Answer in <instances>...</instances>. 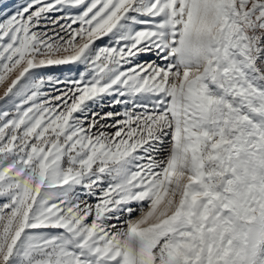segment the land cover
I'll return each instance as SVG.
<instances>
[{
	"label": "snow or ice",
	"instance_id": "obj_1",
	"mask_svg": "<svg viewBox=\"0 0 264 264\" xmlns=\"http://www.w3.org/2000/svg\"><path fill=\"white\" fill-rule=\"evenodd\" d=\"M0 264H264V0H0Z\"/></svg>",
	"mask_w": 264,
	"mask_h": 264
},
{
	"label": "rangeland",
	"instance_id": "obj_2",
	"mask_svg": "<svg viewBox=\"0 0 264 264\" xmlns=\"http://www.w3.org/2000/svg\"><path fill=\"white\" fill-rule=\"evenodd\" d=\"M12 2H15V0H12ZM4 87H5V86H0V96L3 95Z\"/></svg>",
	"mask_w": 264,
	"mask_h": 264
}]
</instances>
